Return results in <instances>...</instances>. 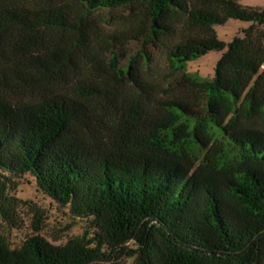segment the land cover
<instances>
[{"label":"trees","instance_id":"1","mask_svg":"<svg viewBox=\"0 0 264 264\" xmlns=\"http://www.w3.org/2000/svg\"><path fill=\"white\" fill-rule=\"evenodd\" d=\"M123 8L119 26L100 21ZM230 19L250 25L226 43L215 27ZM133 43L143 45L132 52ZM213 51L222 52L213 78L188 72ZM258 114L262 7L0 0V175H33L98 230L61 245L0 243V264L106 263L130 242L138 264H262L264 131L240 119ZM208 129L225 142L191 173L183 139L207 148Z\"/></svg>","mask_w":264,"mask_h":264},{"label":"rangeland","instance_id":"2","mask_svg":"<svg viewBox=\"0 0 264 264\" xmlns=\"http://www.w3.org/2000/svg\"><path fill=\"white\" fill-rule=\"evenodd\" d=\"M241 2L244 5L264 8V0H241ZM126 12L124 8L103 11L99 19L106 27L115 28L121 24L120 16ZM249 25L248 22L230 19L226 24L216 26L215 29L219 39L229 43L235 36H242V30ZM142 45L143 43H133L132 52H136ZM149 49L154 51L153 46H149ZM221 56L222 52H209L189 62L187 70L201 78L211 79L215 75V68ZM245 117L243 115L240 117L243 124L264 131V117L259 114L253 118ZM212 132L210 129L205 130L206 137L212 136L207 148H203L200 143L192 145L188 142V138H182L184 154L180 158L186 168L193 167L191 173L199 167H208L209 158L219 153V147L225 142L221 134L212 135ZM207 152L211 153L210 157H205ZM97 233L92 218L77 216L72 212L69 204L65 205L53 200L40 189L33 175H0V243L13 249L20 247L32 236H41L54 245H61L76 236L87 235L88 239L94 240L97 238ZM137 249V245L130 242L126 250L110 252V262L98 264H138Z\"/></svg>","mask_w":264,"mask_h":264}]
</instances>
